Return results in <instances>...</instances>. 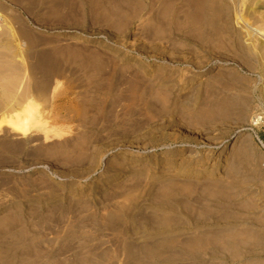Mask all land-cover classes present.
Instances as JSON below:
<instances>
[{
	"label": "rangeland",
	"instance_id": "obj_1",
	"mask_svg": "<svg viewBox=\"0 0 264 264\" xmlns=\"http://www.w3.org/2000/svg\"><path fill=\"white\" fill-rule=\"evenodd\" d=\"M190 1L0 0V264H264V0Z\"/></svg>",
	"mask_w": 264,
	"mask_h": 264
},
{
	"label": "bare ground",
	"instance_id": "obj_2",
	"mask_svg": "<svg viewBox=\"0 0 264 264\" xmlns=\"http://www.w3.org/2000/svg\"><path fill=\"white\" fill-rule=\"evenodd\" d=\"M244 2H246V0H244ZM188 4L187 5L189 7V11L191 12V15L193 17H195L193 21L196 24L200 25L201 23L205 24L206 22L207 23H211V22L214 21L213 15H214L216 9H215V7L213 5H211V2L209 0H191ZM242 19H244V21L247 23V26L246 25H244V26L247 28V31L249 33L248 35L257 34V35H260L262 37L264 36V27L254 28L250 24L251 21L249 22L248 19H246V17L242 16ZM92 48H94L95 50H100L101 46L99 44V45H96V46H92ZM256 49L257 48H255V50ZM253 51H254V49H253ZM259 51H262V53H264V44H262L260 46ZM18 55L15 53L14 56H18ZM1 57H2V55H1ZM141 61L142 60L140 58L134 59V62H141ZM7 66H8V64H7ZM154 68L158 69V68H161V66H158L156 64V66H154ZM15 69H17V68H15ZM15 69H11V71H9L10 73L6 74V76L4 75L5 73H3V72H6V71L0 72V78L5 81L2 84L3 97H4L5 101L3 102L4 104L0 105L1 106L0 107V112L2 113L1 116H0V124L1 123H5V124H7L8 128H10L11 130L15 131V134L17 133L20 136H26V135L30 134L32 126L40 124V122H41L40 121L41 111H40V108H39V107H41L40 106L41 104H40L39 101L38 102H39L40 105L36 104L34 102V100L30 98L29 93H25V94L22 93L23 96H22V94L19 93L22 96V98H21L22 100H20L19 98H17V99L15 98V93L17 91L14 93V90H15L14 86H15L16 83H18L17 82L18 76L20 77V75H18L17 70H15ZM0 70H2V69H0ZM32 93H33V91H32ZM16 94H18V93H16ZM15 99H16V101L18 100L16 102L17 104L13 103L15 101ZM2 100H3V98H2ZM2 100H0V101H2ZM180 154H182V152H180L178 150H174V149H168L165 152L163 151V152L160 153V156L157 159L154 160V166L155 167L159 166L160 162L161 163L162 162H167V165H168V164H170V161H169L170 159H173V157L179 156ZM184 154H185V156L182 158L183 165H184V163L186 164V162H189L190 165H193V162H194L193 159H195V158H197L199 156V154H197L193 150H188ZM213 155H214V152L211 153V156H209L207 158L199 159V162L201 161L203 163L194 164V165H197L196 166L197 171H196L195 175H197L198 177H201V174H202L204 169H202L199 165H202V167H203L206 164L210 163L209 161L213 162V165H214L213 169L218 168V165L220 163L219 161L222 158V156L225 155V153L223 152V150H221L219 153H216L215 156H213ZM130 159L133 162L138 161V155L134 154V155H132L130 157ZM217 159H219L218 162H216ZM152 168H153L152 165L151 164H147V163H145L144 167H143V169H147V170H152ZM154 171H155V169H154ZM213 171L214 170H212V172ZM190 173L191 172H190V169L188 170V167H186V168L181 167L179 169V171H178V174H179L178 176H181L183 178L185 176L190 175Z\"/></svg>",
	"mask_w": 264,
	"mask_h": 264
},
{
	"label": "built area",
	"instance_id": "obj_3",
	"mask_svg": "<svg viewBox=\"0 0 264 264\" xmlns=\"http://www.w3.org/2000/svg\"><path fill=\"white\" fill-rule=\"evenodd\" d=\"M259 139V138H258Z\"/></svg>",
	"mask_w": 264,
	"mask_h": 264
}]
</instances>
